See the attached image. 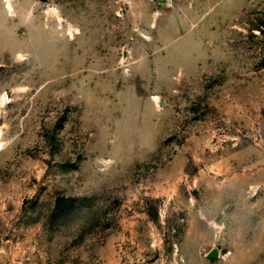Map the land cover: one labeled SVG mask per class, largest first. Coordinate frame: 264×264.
Segmentation results:
<instances>
[{"label":"rangeland","instance_id":"rangeland-1","mask_svg":"<svg viewBox=\"0 0 264 264\" xmlns=\"http://www.w3.org/2000/svg\"><path fill=\"white\" fill-rule=\"evenodd\" d=\"M0 264H264V0H0Z\"/></svg>","mask_w":264,"mask_h":264},{"label":"water","instance_id":"water-1","mask_svg":"<svg viewBox=\"0 0 264 264\" xmlns=\"http://www.w3.org/2000/svg\"><path fill=\"white\" fill-rule=\"evenodd\" d=\"M213 255H214V252H212L211 256H213Z\"/></svg>","mask_w":264,"mask_h":264}]
</instances>
